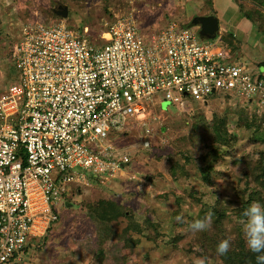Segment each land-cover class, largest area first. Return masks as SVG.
I'll return each instance as SVG.
<instances>
[{"label": "rangeland", "instance_id": "1", "mask_svg": "<svg viewBox=\"0 0 264 264\" xmlns=\"http://www.w3.org/2000/svg\"><path fill=\"white\" fill-rule=\"evenodd\" d=\"M229 2L252 21L220 18L217 36L237 32V40L224 34L228 47L241 46L232 59L263 70L264 0H215L222 16ZM65 6L66 18L55 11ZM212 11V0H0V89L18 81L11 49L27 22L64 21L80 33L87 27L105 43L118 17L134 18L142 34L170 22L199 33L193 19ZM154 98L145 119L112 130L130 162L58 201L59 221L16 264H194L199 257L226 264L218 243L245 245L242 213L253 201L264 204V112L222 92L207 101L186 95L183 105ZM208 213L212 227L192 233L189 224Z\"/></svg>", "mask_w": 264, "mask_h": 264}, {"label": "built area", "instance_id": "2", "mask_svg": "<svg viewBox=\"0 0 264 264\" xmlns=\"http://www.w3.org/2000/svg\"><path fill=\"white\" fill-rule=\"evenodd\" d=\"M87 30L33 20L12 46L18 81L0 91V264L48 235L75 187L130 162L112 130L145 119L158 93L183 105L222 92L264 112V67L232 59L221 35L176 22L142 34L132 17L111 23L105 43Z\"/></svg>", "mask_w": 264, "mask_h": 264}, {"label": "clouds", "instance_id": "3", "mask_svg": "<svg viewBox=\"0 0 264 264\" xmlns=\"http://www.w3.org/2000/svg\"><path fill=\"white\" fill-rule=\"evenodd\" d=\"M241 221L242 234L246 248L255 254L256 264H264V204L259 201L251 202L244 209ZM179 220L180 217H177ZM192 233L209 230L212 227V214L208 213L203 219H197L189 224ZM231 247V238L221 240L217 245V254L226 255ZM194 264H206L205 257L195 259Z\"/></svg>", "mask_w": 264, "mask_h": 264}, {"label": "trees", "instance_id": "4", "mask_svg": "<svg viewBox=\"0 0 264 264\" xmlns=\"http://www.w3.org/2000/svg\"><path fill=\"white\" fill-rule=\"evenodd\" d=\"M248 16V15H247ZM249 17V16H248ZM115 21V19L113 20ZM69 26H71L70 24H68ZM189 26V25H188ZM72 27V26H71ZM88 35V34H87ZM227 35V34H226ZM225 37L227 38L228 35ZM89 36V35H88ZM233 42V41H232ZM231 44V43H230ZM232 48L237 49V45H231ZM233 50V49H232ZM261 66L264 67V61L262 64H260ZM257 111V110H256ZM255 111V112H256ZM250 121L246 120V124L247 125H251V123H249ZM212 155V154H211ZM208 168V167H207ZM262 176L264 178V165L262 168ZM205 174V173H204ZM203 177L205 179H208V175H203ZM264 180V179H263ZM47 236V235H46ZM39 242V241H38ZM242 244V243H241ZM38 247H40V245H38ZM222 259L224 260V262L226 264H256V260H255V254L249 252V250L246 248V246L244 244H242V246H238V247H232L230 248V250L228 251V253L226 255L222 256Z\"/></svg>", "mask_w": 264, "mask_h": 264}, {"label": "water", "instance_id": "5", "mask_svg": "<svg viewBox=\"0 0 264 264\" xmlns=\"http://www.w3.org/2000/svg\"><path fill=\"white\" fill-rule=\"evenodd\" d=\"M57 14L67 17L69 9L67 6L56 9ZM193 23L199 25L200 34L204 37H215L220 29L219 20L215 15H200L193 19Z\"/></svg>", "mask_w": 264, "mask_h": 264}, {"label": "crops", "instance_id": "6", "mask_svg": "<svg viewBox=\"0 0 264 264\" xmlns=\"http://www.w3.org/2000/svg\"><path fill=\"white\" fill-rule=\"evenodd\" d=\"M212 2H213V11L212 12H207V13H205V14H203V15H215L217 18H218V20H220V18L222 19V20H224V19H227L228 17L229 18H231L232 19V21H244V22H247V21H252V18H250V17H248V16H246V15H244L243 13H242V11L240 10V8L238 7V4L237 3H235L234 4V7H232V5L233 4H231V2H229V5H228V9H230V11H229V13H228V16H226L225 14L222 16L220 13H221V11L222 10H219L218 9V6L215 4V0H212ZM222 12H224V11H222ZM220 25V24H219ZM222 30V29H221ZM238 30H240V29H238ZM223 31V30H222ZM224 34H230V35H232V36H235L236 37V40H237V32H232V31H230V32H228V31H223L222 33H221V36L223 37V40H224V42L227 44V46H228V39H226L227 40V42L225 41V39H224ZM235 40V41H236ZM240 44L238 43V46H237V50L238 49H240L241 48V46H239ZM230 48V50H231V53H234L235 52V50L233 51L232 50V47H229ZM260 65V64H259ZM261 66V65H260ZM5 89V88H4ZM3 90V89H2ZM0 91H1V89H0Z\"/></svg>", "mask_w": 264, "mask_h": 264}, {"label": "flooded vegetation", "instance_id": "7", "mask_svg": "<svg viewBox=\"0 0 264 264\" xmlns=\"http://www.w3.org/2000/svg\"><path fill=\"white\" fill-rule=\"evenodd\" d=\"M58 9H61L60 7Z\"/></svg>", "mask_w": 264, "mask_h": 264}]
</instances>
